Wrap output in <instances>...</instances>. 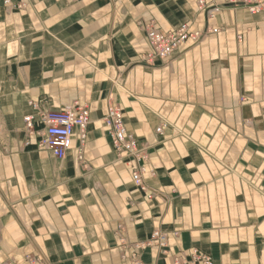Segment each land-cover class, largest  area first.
<instances>
[{
  "label": "crops",
  "instance_id": "0c3cea01",
  "mask_svg": "<svg viewBox=\"0 0 264 264\" xmlns=\"http://www.w3.org/2000/svg\"><path fill=\"white\" fill-rule=\"evenodd\" d=\"M234 1L0 0V264H264V11ZM183 24L203 38L147 66L146 31ZM31 102L87 106L85 141L38 148ZM110 102L146 145V191L112 148Z\"/></svg>",
  "mask_w": 264,
  "mask_h": 264
},
{
  "label": "built area",
  "instance_id": "2783aa9c",
  "mask_svg": "<svg viewBox=\"0 0 264 264\" xmlns=\"http://www.w3.org/2000/svg\"><path fill=\"white\" fill-rule=\"evenodd\" d=\"M233 5H240L246 8L250 14H258L264 11V0H235ZM200 11L205 10L203 1L198 3ZM209 18L214 14L208 10ZM205 32L191 31L187 24L181 25L172 32L162 33L160 31L149 29L146 31V41L149 46V52L143 57V62L147 66H154L156 63L170 60L184 43L201 40ZM30 106L35 111L34 115L23 118L25 134L28 138H36L38 148L49 151L55 158L63 159L71 149L72 137L74 131L79 132L80 141L83 143L86 139V131L89 124L90 113L85 105L75 103L67 106L63 110L51 111L42 110L34 102ZM104 125L115 154L126 160L131 167V177L136 187L141 191H146L147 187L143 182L144 167L143 162L147 160L146 145L139 143L125 126L123 112L113 103H108ZM161 128L156 130L160 133ZM78 158L82 159L81 150L78 152ZM167 244V234L158 230L154 231L147 245H155L165 252ZM179 264L180 259H175ZM129 264H144L137 255L130 257ZM190 264H212L211 258L205 255L193 254Z\"/></svg>",
  "mask_w": 264,
  "mask_h": 264
},
{
  "label": "rangeland",
  "instance_id": "374dc122",
  "mask_svg": "<svg viewBox=\"0 0 264 264\" xmlns=\"http://www.w3.org/2000/svg\"><path fill=\"white\" fill-rule=\"evenodd\" d=\"M164 233V232H163ZM152 246H155V245H152ZM156 247V246H155ZM158 249H160L159 247H157Z\"/></svg>",
  "mask_w": 264,
  "mask_h": 264
},
{
  "label": "bare ground",
  "instance_id": "6f19581e",
  "mask_svg": "<svg viewBox=\"0 0 264 264\" xmlns=\"http://www.w3.org/2000/svg\"><path fill=\"white\" fill-rule=\"evenodd\" d=\"M148 29V28H147ZM152 29V28H151ZM146 30V29H145ZM156 30V29H155ZM175 56V55H174Z\"/></svg>",
  "mask_w": 264,
  "mask_h": 264
}]
</instances>
